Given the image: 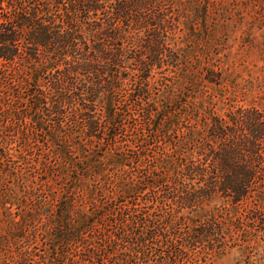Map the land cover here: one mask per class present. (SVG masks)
Returning a JSON list of instances; mask_svg holds the SVG:
<instances>
[{"label": "trees", "instance_id": "trees-1", "mask_svg": "<svg viewBox=\"0 0 264 264\" xmlns=\"http://www.w3.org/2000/svg\"><path fill=\"white\" fill-rule=\"evenodd\" d=\"M263 27L264 0H0V179L37 220L31 264L249 249L264 233V96L237 101L264 76L241 85L203 47L233 34L241 62H264Z\"/></svg>", "mask_w": 264, "mask_h": 264}, {"label": "rangeland", "instance_id": "rangeland-1", "mask_svg": "<svg viewBox=\"0 0 264 264\" xmlns=\"http://www.w3.org/2000/svg\"><path fill=\"white\" fill-rule=\"evenodd\" d=\"M240 31L241 30H239V32ZM172 32L174 33L173 36L175 39H173V43L177 44V46L179 45L180 47H185L186 44L183 39L189 30L182 23V20L177 23L176 28H173ZM239 32L237 31V33ZM254 34H261V38L264 39V27L260 30H255ZM236 36L238 35L236 34ZM223 37L224 36L214 38L211 37V46H204L203 48L212 50L215 53L212 54L215 59H219L221 61L222 64L220 66L222 69L229 68V70L232 71L231 77H237L238 82L241 85L247 84L245 83V80L250 78V75H252V78H258L260 80L261 77L264 76V69L262 70L264 62L257 61L256 57L252 56H249L245 63L241 62L239 59H244V55L243 53H238L239 49L237 48L240 45V43H238L239 41L234 40L233 34L227 39H224ZM201 45L202 43L197 41V43H195L191 48L197 50L198 47H201ZM200 52L201 49H198V53ZM251 60L257 62L254 67L253 65L246 64ZM164 72L166 74H171L168 70ZM159 75L162 74L157 73L155 75V79L152 81L160 79ZM253 82L254 91H251L243 96L241 95L238 98V104L247 105L250 104V101L252 100L258 101L257 96H264V83L259 85V88H257V80H254ZM224 92L226 93L225 96L229 95L226 89ZM257 105L264 108V97L257 103ZM15 139H17V136H15ZM38 142L39 143L37 144L38 146L36 149H32V155L41 159L45 150L43 149L42 143L40 141ZM15 145L16 143L12 142L10 146L15 149ZM30 145L33 146V141L30 142ZM14 149L9 151L12 153L13 159H15ZM37 152H40V154ZM8 176L9 175H2L0 179V264H31L33 259H37V256L35 257L34 254L40 252V247H44L43 244H41L42 240L40 236L36 238V241L32 239V232L38 223L36 218L28 213L29 211L33 212V210H30L29 204L22 205L19 208L18 202H20L19 196L21 190L15 186V183L10 182L12 184V189L14 190L13 195L15 197L3 199V181L9 180L7 179ZM29 200L30 199L28 198V201ZM24 216L26 218L25 224L22 222V218ZM44 220L45 217L42 216L41 221ZM21 225H24V228H22ZM77 243L78 246L82 245V241H78ZM236 243H241V241L235 242L233 245L230 243L227 246L220 247L217 244L212 246L205 245V247H201V245L197 243L196 249L193 250V256L186 257L185 260L187 261H185L184 264H264V233H259L255 240L254 238L251 240L248 244L250 246L248 250L240 249L239 244ZM81 248L82 247H79L78 250ZM81 257L77 259L81 260ZM151 259L153 260L148 261L150 264H163V259L160 258L157 253L152 254ZM81 263L90 264L87 260L81 261Z\"/></svg>", "mask_w": 264, "mask_h": 264}]
</instances>
